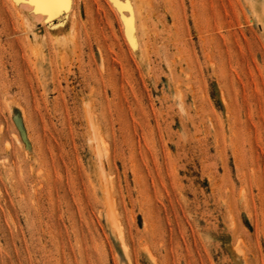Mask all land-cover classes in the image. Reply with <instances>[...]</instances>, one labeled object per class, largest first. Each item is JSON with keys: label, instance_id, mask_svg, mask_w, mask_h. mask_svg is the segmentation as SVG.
Instances as JSON below:
<instances>
[{"label": "rangeland", "instance_id": "obj_1", "mask_svg": "<svg viewBox=\"0 0 264 264\" xmlns=\"http://www.w3.org/2000/svg\"><path fill=\"white\" fill-rule=\"evenodd\" d=\"M69 7L0 0V264H264V0Z\"/></svg>", "mask_w": 264, "mask_h": 264}, {"label": "snow or ice", "instance_id": "obj_2", "mask_svg": "<svg viewBox=\"0 0 264 264\" xmlns=\"http://www.w3.org/2000/svg\"><path fill=\"white\" fill-rule=\"evenodd\" d=\"M27 2L36 10H45L49 15L57 14L69 5V0H16V3Z\"/></svg>", "mask_w": 264, "mask_h": 264}, {"label": "bare ground", "instance_id": "obj_3", "mask_svg": "<svg viewBox=\"0 0 264 264\" xmlns=\"http://www.w3.org/2000/svg\"><path fill=\"white\" fill-rule=\"evenodd\" d=\"M15 2H16V0H14ZM73 1V0H72ZM121 1V0H120ZM71 2V0H69V3ZM126 2V1H125ZM73 3V2H72ZM119 3V2H118ZM21 7H23L29 14H31V15H42V17H44V18H46L47 16V14H48V12L47 11H45V10H36L35 9V7H34V5H32L31 3H27V2H21V3H18ZM114 4H116V3H114ZM120 4V9H122V4H123V1H122V3L120 2L119 3ZM126 4V3H125ZM73 5V4H72ZM117 5V4H116ZM128 6V5H127ZM118 7V6H117ZM22 8V9H23ZM131 8V7H130ZM67 9H70V7H69V5H68V7H67ZM66 9V10H67ZM119 9V10H120ZM132 9V8H131ZM25 10H23V11H25ZM71 10V9H70ZM26 11H25V13H26ZM122 11H124V10H122ZM129 11V10H128ZM69 12V11H68ZM125 12V11H124ZM124 12H122V13H124ZM127 12V11H126ZM129 13H131V12H129ZM120 14H121V12H120ZM129 14H127V16H128ZM51 16V15H50ZM34 17V16H33ZM41 17V18H42ZM51 19V18H50ZM126 21H128L127 19H126ZM129 22V21H128ZM130 23V22H129ZM128 30V29H127ZM96 131V130H95ZM93 134V133H92ZM96 135V134H95ZM95 145V144H94Z\"/></svg>", "mask_w": 264, "mask_h": 264}]
</instances>
